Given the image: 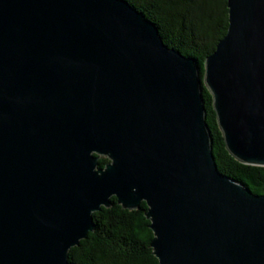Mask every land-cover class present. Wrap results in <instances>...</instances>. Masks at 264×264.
I'll use <instances>...</instances> for the list:
<instances>
[{
	"label": "water",
	"instance_id": "95a60500",
	"mask_svg": "<svg viewBox=\"0 0 264 264\" xmlns=\"http://www.w3.org/2000/svg\"><path fill=\"white\" fill-rule=\"evenodd\" d=\"M227 18L201 78L127 0H0V264H73L112 196L147 204L157 264H264V195L218 169L202 96L264 166V0Z\"/></svg>",
	"mask_w": 264,
	"mask_h": 264
},
{
	"label": "trees",
	"instance_id": "16d2710c",
	"mask_svg": "<svg viewBox=\"0 0 264 264\" xmlns=\"http://www.w3.org/2000/svg\"><path fill=\"white\" fill-rule=\"evenodd\" d=\"M158 28L164 43L193 57L204 74V60L227 31V0H127ZM205 120L210 130L212 152L218 169L264 195V166L245 164L225 147L212 107V96L202 85ZM99 166L108 161L99 157ZM141 201L137 209L121 208L116 197L109 207L92 213L94 230L68 250L73 264H157L150 242L153 232Z\"/></svg>",
	"mask_w": 264,
	"mask_h": 264
}]
</instances>
